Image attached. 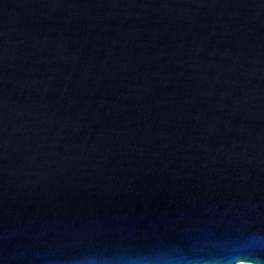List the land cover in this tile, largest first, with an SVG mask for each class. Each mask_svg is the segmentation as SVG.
I'll return each mask as SVG.
<instances>
[{
  "label": "water",
  "instance_id": "water-1",
  "mask_svg": "<svg viewBox=\"0 0 264 264\" xmlns=\"http://www.w3.org/2000/svg\"><path fill=\"white\" fill-rule=\"evenodd\" d=\"M264 264V0H0V264Z\"/></svg>",
  "mask_w": 264,
  "mask_h": 264
},
{
  "label": "clouds",
  "instance_id": "clouds-1",
  "mask_svg": "<svg viewBox=\"0 0 264 264\" xmlns=\"http://www.w3.org/2000/svg\"><path fill=\"white\" fill-rule=\"evenodd\" d=\"M82 264H97V262L95 260H86L84 262H82Z\"/></svg>",
  "mask_w": 264,
  "mask_h": 264
},
{
  "label": "rangeland",
  "instance_id": "rangeland-1",
  "mask_svg": "<svg viewBox=\"0 0 264 264\" xmlns=\"http://www.w3.org/2000/svg\"><path fill=\"white\" fill-rule=\"evenodd\" d=\"M238 264H249V263H246V262H240V263H238Z\"/></svg>",
  "mask_w": 264,
  "mask_h": 264
},
{
  "label": "bare ground",
  "instance_id": "bare-ground-1",
  "mask_svg": "<svg viewBox=\"0 0 264 264\" xmlns=\"http://www.w3.org/2000/svg\"><path fill=\"white\" fill-rule=\"evenodd\" d=\"M249 264H251V263H249Z\"/></svg>",
  "mask_w": 264,
  "mask_h": 264
}]
</instances>
